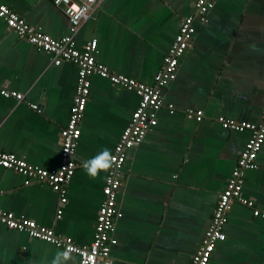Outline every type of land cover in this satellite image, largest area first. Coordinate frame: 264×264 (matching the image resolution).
Returning a JSON list of instances; mask_svg holds the SVG:
<instances>
[{"label": "crops", "instance_id": "obj_1", "mask_svg": "<svg viewBox=\"0 0 264 264\" xmlns=\"http://www.w3.org/2000/svg\"><path fill=\"white\" fill-rule=\"evenodd\" d=\"M96 1L73 34L75 46L96 40L98 63L150 84L196 0ZM0 2L52 38L70 34L67 17L52 0ZM194 26L175 79L161 90L156 125L127 152L109 264H189L249 138L248 132L221 128L217 119L259 123L264 0H217L207 22L195 20ZM76 78L73 64L55 65L51 55L19 39L0 19V90L23 95L18 102L0 94V151L41 169H57L62 162L59 134L68 120ZM137 104L134 93L92 76L66 202L60 205V196L48 185H25L24 177L0 167V208L77 245H89L108 170L92 178L83 162L104 148L112 153ZM189 109L201 110L202 120L186 118ZM256 163L243 174L242 194L264 209V142ZM224 233L208 264H264V218L233 203ZM58 251L0 224V264H49ZM69 256L67 264H78L76 255Z\"/></svg>", "mask_w": 264, "mask_h": 264}, {"label": "built area", "instance_id": "obj_2", "mask_svg": "<svg viewBox=\"0 0 264 264\" xmlns=\"http://www.w3.org/2000/svg\"><path fill=\"white\" fill-rule=\"evenodd\" d=\"M217 0H196L193 14L183 18L175 39L164 56L162 66L153 76L152 83L140 82L134 78L119 75L95 60L97 42L91 40L78 49L73 34L86 21L96 0H52L53 5L61 7L69 22L70 34L52 38L28 24L16 12L0 2V19L19 39L29 42L37 49L52 57L55 65L70 62L77 71L75 94L69 110L66 125L59 134L62 162L57 169L45 170L27 163L15 154L0 151V167L25 178L24 184L31 181L46 184L60 196V205L66 202V187L77 166L75 160L77 141L80 137L79 123L84 115L90 94V78L97 76L111 85L134 93L138 97L137 107L132 112L130 122L120 134L112 156V167L107 171L102 188L103 200L98 209L92 241L87 246L77 245L70 237L57 235L52 229L41 227L30 219L17 218L13 213L0 208V224L7 229L26 233L30 238L39 240L61 251L78 257V264H109L111 247L116 244L113 237L115 220L121 216L118 207V193L122 184L121 170L127 152L138 145L146 132L156 125L155 112L161 107V90L176 76L181 57L191 47L196 28L194 21L207 22V14ZM5 98L22 101L23 95L5 88L0 90ZM37 109L36 106H32ZM38 110V109H37ZM186 118L200 122L201 110H186ZM220 127L233 132H248L249 138L239 152L237 162L225 182L224 190L218 195L210 223L204 233L197 251L191 256L189 264H208L216 245L225 240L224 227L233 203L250 208L254 217L264 218V209L257 207L251 199L242 194L243 174L257 168L256 158L264 142V106L258 124L236 122L224 117L217 119ZM57 211V216L60 215Z\"/></svg>", "mask_w": 264, "mask_h": 264}, {"label": "clouds", "instance_id": "obj_3", "mask_svg": "<svg viewBox=\"0 0 264 264\" xmlns=\"http://www.w3.org/2000/svg\"><path fill=\"white\" fill-rule=\"evenodd\" d=\"M114 157L109 149L104 148L96 156L83 162V167L87 175L96 178L101 171H107L112 167ZM69 252L58 251L51 259L49 264H67L69 260Z\"/></svg>", "mask_w": 264, "mask_h": 264}, {"label": "water", "instance_id": "obj_4", "mask_svg": "<svg viewBox=\"0 0 264 264\" xmlns=\"http://www.w3.org/2000/svg\"><path fill=\"white\" fill-rule=\"evenodd\" d=\"M75 160H76V156H75Z\"/></svg>", "mask_w": 264, "mask_h": 264}]
</instances>
